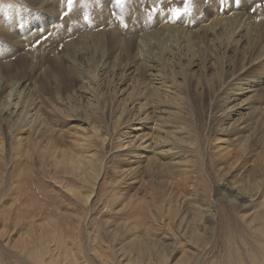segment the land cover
Here are the masks:
<instances>
[{
	"label": "bare ground",
	"instance_id": "bare-ground-1",
	"mask_svg": "<svg viewBox=\"0 0 264 264\" xmlns=\"http://www.w3.org/2000/svg\"><path fill=\"white\" fill-rule=\"evenodd\" d=\"M188 3L174 17L185 0H127L123 11L75 0L64 18L67 0H0V171L70 175L90 191L59 186L89 204L109 150L124 156L113 185L139 178L153 190L167 170L189 171L183 157L205 117L217 171L251 204L264 192V0ZM67 118L79 127H57ZM34 241L27 253L41 261L47 248Z\"/></svg>",
	"mask_w": 264,
	"mask_h": 264
},
{
	"label": "rangeland",
	"instance_id": "rangeland-1",
	"mask_svg": "<svg viewBox=\"0 0 264 264\" xmlns=\"http://www.w3.org/2000/svg\"><path fill=\"white\" fill-rule=\"evenodd\" d=\"M63 120L60 129L79 127L76 119ZM206 121H199V135L189 140L192 151L183 157L189 171L167 170L153 190L139 178L113 185L112 165L124 167V156L109 150L100 153L106 166L89 204L59 186L63 179L83 194L90 191L70 175L2 169L0 264H264V192L259 189L248 204L225 182L211 149L218 142L204 131ZM259 150L251 160L259 161ZM244 173L231 175L246 179ZM30 220L37 222L35 230ZM43 228L53 231L45 237ZM33 238L47 248L41 261L27 253ZM130 238L147 241L146 248L139 250Z\"/></svg>",
	"mask_w": 264,
	"mask_h": 264
},
{
	"label": "snow or ice",
	"instance_id": "snow-or-ice-1",
	"mask_svg": "<svg viewBox=\"0 0 264 264\" xmlns=\"http://www.w3.org/2000/svg\"><path fill=\"white\" fill-rule=\"evenodd\" d=\"M126 2L127 0H110V3L114 4L116 8L121 9L122 11L125 8ZM74 3H75V0H67V11L63 13L64 18L68 17L69 14L72 12ZM236 3L239 4L240 0H236ZM182 11L184 13H187L190 11L188 0H185V6L182 10L179 8L172 9V14L174 17H179ZM89 19L90 17L87 14H85L84 20L88 21ZM123 26L126 27V25H123Z\"/></svg>",
	"mask_w": 264,
	"mask_h": 264
}]
</instances>
